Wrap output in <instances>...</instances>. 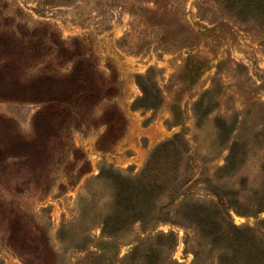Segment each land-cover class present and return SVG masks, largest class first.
I'll list each match as a JSON object with an SVG mask.
<instances>
[{
    "label": "rangeland",
    "instance_id": "374dc122",
    "mask_svg": "<svg viewBox=\"0 0 264 264\" xmlns=\"http://www.w3.org/2000/svg\"><path fill=\"white\" fill-rule=\"evenodd\" d=\"M0 264H264V0H0Z\"/></svg>",
    "mask_w": 264,
    "mask_h": 264
}]
</instances>
